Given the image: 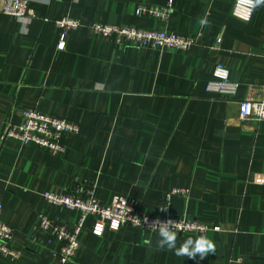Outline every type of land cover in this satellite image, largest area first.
<instances>
[{
	"label": "crops",
	"instance_id": "obj_1",
	"mask_svg": "<svg viewBox=\"0 0 264 264\" xmlns=\"http://www.w3.org/2000/svg\"><path fill=\"white\" fill-rule=\"evenodd\" d=\"M168 1L29 0L25 22L3 13L0 0V202L19 252L15 260L0 253V264H59L60 242L39 227L40 214L67 224L80 214L43 193L80 186H93L104 204L132 197L152 215L167 191L187 188L172 195L170 211L210 229L176 232L177 246L206 237L214 249L203 258L177 256L158 247V230H113L87 216L66 264H264V120H241L238 105L264 95V3L250 20L231 13L235 0H173L166 20L136 13ZM66 16L83 25L59 49L55 22ZM94 23L168 30L197 43L124 46ZM218 62L238 83L235 96L207 91ZM25 108L80 130L62 134V153L2 140L7 126L24 122Z\"/></svg>",
	"mask_w": 264,
	"mask_h": 264
},
{
	"label": "built area",
	"instance_id": "obj_2",
	"mask_svg": "<svg viewBox=\"0 0 264 264\" xmlns=\"http://www.w3.org/2000/svg\"><path fill=\"white\" fill-rule=\"evenodd\" d=\"M28 7L29 0H3L1 11L27 22L31 20ZM255 8L256 0H235L231 13L244 20H250ZM172 10L173 0H169L165 6L141 5L137 8L136 13L166 20ZM55 23L61 29L59 49L65 48L67 33L83 25L79 20L68 16L56 20ZM91 28L103 36H116L117 41L124 46L189 50L197 43L192 37L171 33L168 30L144 29L133 25L116 26L94 23ZM206 89L209 93L218 96L232 97L236 95L238 83L230 79L229 68L224 63L218 62L214 71V78L208 82ZM238 105L241 120H264V95L258 101L240 100ZM23 113L24 122L7 126L2 133V140L14 138L22 144H36L51 152L62 153L66 150L61 140L62 134L64 132L77 133L80 130L77 122L49 115L35 108H25ZM188 193L189 189L187 188H173L167 191L165 199L157 205L158 215H152L143 212L140 208V202L132 197L115 195L109 204H104L97 198L93 186H80L63 193L45 192L43 196L47 202L78 211L80 217L75 224H67L41 213L39 227L48 232L50 238L60 242V249L57 252L59 264H66L75 256L80 245L79 236L87 216L102 218L113 230L130 225L156 231L159 222L171 220L173 229L179 234L207 231L210 227L206 224L184 215H174L170 211L172 195H188ZM2 210L3 204L0 202V253L15 260L19 257V252L11 246V242L14 239L16 229L3 221Z\"/></svg>",
	"mask_w": 264,
	"mask_h": 264
},
{
	"label": "clouds",
	"instance_id": "obj_3",
	"mask_svg": "<svg viewBox=\"0 0 264 264\" xmlns=\"http://www.w3.org/2000/svg\"><path fill=\"white\" fill-rule=\"evenodd\" d=\"M264 0H256V4H262ZM203 23V21H201ZM172 221L166 220L158 224L157 245L160 248H167L175 252L177 256H184L189 258H196L199 254L203 258L210 251L214 249L212 241L206 237L188 238L183 241L180 246H177V233L172 227Z\"/></svg>",
	"mask_w": 264,
	"mask_h": 264
}]
</instances>
